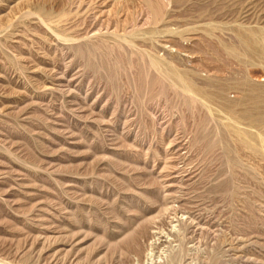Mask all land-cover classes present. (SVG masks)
I'll use <instances>...</instances> for the list:
<instances>
[{
  "label": "rangeland",
  "instance_id": "1",
  "mask_svg": "<svg viewBox=\"0 0 264 264\" xmlns=\"http://www.w3.org/2000/svg\"><path fill=\"white\" fill-rule=\"evenodd\" d=\"M184 1L0 0V264H264V0Z\"/></svg>",
  "mask_w": 264,
  "mask_h": 264
},
{
  "label": "water",
  "instance_id": "2",
  "mask_svg": "<svg viewBox=\"0 0 264 264\" xmlns=\"http://www.w3.org/2000/svg\"><path fill=\"white\" fill-rule=\"evenodd\" d=\"M172 2L174 3V4H176V5H178V4H181V3H184V2H186V1H182V0H172Z\"/></svg>",
  "mask_w": 264,
  "mask_h": 264
},
{
  "label": "bare ground",
  "instance_id": "3",
  "mask_svg": "<svg viewBox=\"0 0 264 264\" xmlns=\"http://www.w3.org/2000/svg\"><path fill=\"white\" fill-rule=\"evenodd\" d=\"M227 30V29H226ZM256 33V32H255ZM210 41V40H209ZM216 42V41H215ZM250 42H252V41H250ZM252 43H254V42H252ZM252 46V45H251ZM261 47V46H260ZM257 49V48H256ZM255 52V51H254ZM259 58V57H258ZM207 60V59H206ZM177 77H178V75H177ZM246 86V85H245ZM245 103V102H244ZM180 258V257H179Z\"/></svg>",
  "mask_w": 264,
  "mask_h": 264
}]
</instances>
